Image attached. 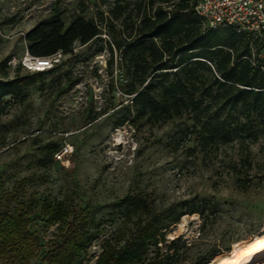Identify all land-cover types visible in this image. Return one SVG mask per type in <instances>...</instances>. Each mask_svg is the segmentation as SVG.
I'll return each instance as SVG.
<instances>
[{
  "label": "rangeland",
  "instance_id": "obj_1",
  "mask_svg": "<svg viewBox=\"0 0 264 264\" xmlns=\"http://www.w3.org/2000/svg\"><path fill=\"white\" fill-rule=\"evenodd\" d=\"M141 2L0 0V62L9 58L6 70L0 64V76L11 77L25 56V33L55 13L66 26L82 16L101 30L87 44L75 42L54 71L0 105V204L27 211L40 244L35 258L16 264H43L58 227L50 217L53 204L71 217L86 215L94 238L80 264H94L105 240L119 237L121 244L133 229L138 216L127 214L126 197L153 203L165 240L151 253L175 251L177 264H202L203 257V264H215L264 232L263 112L226 106L218 112L225 123L211 140L203 138L197 121L218 106L211 97L204 98L198 116L133 121L136 107L125 89L134 77L119 57L136 36ZM251 52L264 71V40L253 43ZM52 147L58 151L50 156ZM172 239L178 240L170 244Z\"/></svg>",
  "mask_w": 264,
  "mask_h": 264
},
{
  "label": "trees",
  "instance_id": "obj_2",
  "mask_svg": "<svg viewBox=\"0 0 264 264\" xmlns=\"http://www.w3.org/2000/svg\"><path fill=\"white\" fill-rule=\"evenodd\" d=\"M196 1L142 0L138 3L141 17L136 36L126 43L119 60L128 66L129 74L134 77L125 89L131 105L136 107L133 121L145 118L165 122L186 112L198 116L204 98L211 97L218 106L197 117L203 138L211 140L225 123L218 112L226 106L240 104L249 111L264 113V71L255 61L257 54L251 52L253 43L263 41L264 36L257 39L250 33H237L231 28H227L231 29L228 36H220L216 30L206 28L195 15ZM100 33L92 19L77 16L66 26L61 14L55 13L28 30L24 40L31 56L45 57L57 51L68 53L75 42L87 44ZM117 47L120 49L119 44ZM8 61L7 57L0 62L4 70ZM207 61L212 63L213 69ZM56 66L21 74L22 66L18 64L11 77L4 72L0 76V105L5 96H19L25 85L54 71ZM201 70H207L209 77ZM170 75L175 78L169 80ZM57 151L52 147L48 155ZM122 203L128 215L138 216L134 227L121 244L119 237L114 241L105 240L94 264H177L175 251L164 257H160L158 251L151 253V247L158 249V244L165 240L164 225L160 224L159 214L153 212V203L139 196L126 197ZM85 216L77 219V215L71 217L65 209L51 206L50 217L58 222V227L49 249L43 254V264H80L82 254L94 238L85 224ZM30 222L27 211H11L0 204V264H16L18 260L36 257L40 244L29 230ZM177 240L172 239L170 244ZM207 261L203 257L200 263Z\"/></svg>",
  "mask_w": 264,
  "mask_h": 264
},
{
  "label": "built area",
  "instance_id": "obj_3",
  "mask_svg": "<svg viewBox=\"0 0 264 264\" xmlns=\"http://www.w3.org/2000/svg\"><path fill=\"white\" fill-rule=\"evenodd\" d=\"M194 13L212 30L231 28L237 33L264 36V0H197ZM61 51L45 57L31 56L27 51L18 61L29 72L48 70L60 61Z\"/></svg>",
  "mask_w": 264,
  "mask_h": 264
},
{
  "label": "bare ground",
  "instance_id": "obj_4",
  "mask_svg": "<svg viewBox=\"0 0 264 264\" xmlns=\"http://www.w3.org/2000/svg\"><path fill=\"white\" fill-rule=\"evenodd\" d=\"M260 241H264V232L254 235L250 240L233 249L227 256L219 258L215 264H222V262H229V264H260V260L264 258V248H260L258 244Z\"/></svg>",
  "mask_w": 264,
  "mask_h": 264
},
{
  "label": "snow or ice",
  "instance_id": "obj_5",
  "mask_svg": "<svg viewBox=\"0 0 264 264\" xmlns=\"http://www.w3.org/2000/svg\"><path fill=\"white\" fill-rule=\"evenodd\" d=\"M258 244H259L260 248H264V241H260V242H258ZM252 247H255V246H252ZM222 264H229V262H222Z\"/></svg>",
  "mask_w": 264,
  "mask_h": 264
}]
</instances>
